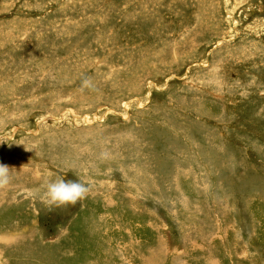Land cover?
Returning <instances> with one entry per match:
<instances>
[{
  "label": "rangeland",
  "instance_id": "rangeland-1",
  "mask_svg": "<svg viewBox=\"0 0 264 264\" xmlns=\"http://www.w3.org/2000/svg\"><path fill=\"white\" fill-rule=\"evenodd\" d=\"M0 139V264H264V0H0Z\"/></svg>",
  "mask_w": 264,
  "mask_h": 264
},
{
  "label": "clouds",
  "instance_id": "clouds-1",
  "mask_svg": "<svg viewBox=\"0 0 264 264\" xmlns=\"http://www.w3.org/2000/svg\"><path fill=\"white\" fill-rule=\"evenodd\" d=\"M84 87H91V79L85 77L82 81ZM3 140V139H0ZM37 145L26 150H33ZM104 154H102L103 158ZM69 169L61 173L68 172ZM58 174L55 178H49L46 182L45 189L42 194L35 191L30 192L33 197H38L48 212L54 209L74 206L78 202L84 200L89 194V187L85 182L80 180H66L64 175ZM13 181L12 169L3 163H0V190H6Z\"/></svg>",
  "mask_w": 264,
  "mask_h": 264
}]
</instances>
